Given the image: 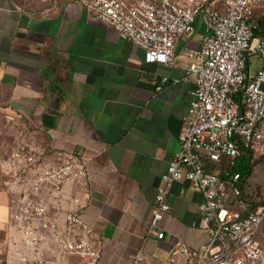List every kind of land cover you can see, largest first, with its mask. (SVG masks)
Returning <instances> with one entry per match:
<instances>
[{
	"label": "crops",
	"instance_id": "crops-1",
	"mask_svg": "<svg viewBox=\"0 0 264 264\" xmlns=\"http://www.w3.org/2000/svg\"><path fill=\"white\" fill-rule=\"evenodd\" d=\"M204 33L199 20L170 63L147 61L144 48L78 2L0 0V264L27 251L11 217L19 177L33 175L13 156L21 145L46 163L56 151L85 160L88 185L69 180L49 200L60 218L78 209L94 229L100 256L91 264H130L142 246L146 264H164L179 243L208 240L203 195L189 180L170 188L159 222L165 236L145 239L162 174L180 147L195 88L185 71ZM44 253L56 264L89 263L62 257L51 242Z\"/></svg>",
	"mask_w": 264,
	"mask_h": 264
},
{
	"label": "built area",
	"instance_id": "built-area-1",
	"mask_svg": "<svg viewBox=\"0 0 264 264\" xmlns=\"http://www.w3.org/2000/svg\"><path fill=\"white\" fill-rule=\"evenodd\" d=\"M65 1L82 4L144 48L147 61L161 63L172 61L176 42L191 34L197 19H202V44L191 51L185 71L195 83L193 99L184 116L180 147L162 174L145 239L165 236L159 222L170 210V188L189 180L203 195L199 210L209 238L197 247L179 243L164 264H264V243L259 238L264 201L257 192L247 193V180L231 168L242 155L264 161V32H255L257 15L264 16V0ZM255 59L258 66L252 74ZM13 156L33 175L19 177L24 185L11 205L12 220L24 234L27 251L10 264H56L44 253L47 242L62 257L76 255L88 264L97 261L96 233L80 211H66L60 218L49 200L69 180L88 185L89 168L80 153L56 151L54 161L46 163L40 153L21 145ZM130 264H146L144 246Z\"/></svg>",
	"mask_w": 264,
	"mask_h": 264
},
{
	"label": "rangeland",
	"instance_id": "rangeland-1",
	"mask_svg": "<svg viewBox=\"0 0 264 264\" xmlns=\"http://www.w3.org/2000/svg\"><path fill=\"white\" fill-rule=\"evenodd\" d=\"M199 20L203 23L202 19L198 18L196 21L197 25ZM257 66H258V60L255 59L253 60V64H251V68H250L252 74H255ZM245 191L247 193H253V194H255L256 192L257 193L260 192L261 197L264 195V161L263 160H259L255 163L252 174L247 178ZM259 238L264 243V222L262 224V228L259 233Z\"/></svg>",
	"mask_w": 264,
	"mask_h": 264
},
{
	"label": "trees",
	"instance_id": "trees-1",
	"mask_svg": "<svg viewBox=\"0 0 264 264\" xmlns=\"http://www.w3.org/2000/svg\"><path fill=\"white\" fill-rule=\"evenodd\" d=\"M256 34H260L264 32V16L257 15V26L255 28ZM262 159H254L250 158L249 156H240L235 163L232 165V170L235 172H239L242 175V179L244 181L247 180V178L252 174L254 165L257 161ZM258 195H260V192H258ZM261 196V195H260ZM262 201H264V195L262 196Z\"/></svg>",
	"mask_w": 264,
	"mask_h": 264
}]
</instances>
